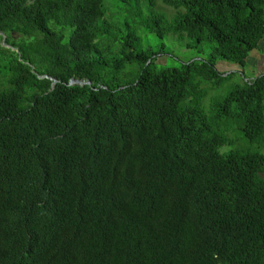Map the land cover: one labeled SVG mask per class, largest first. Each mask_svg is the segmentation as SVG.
<instances>
[{
  "label": "trees",
  "instance_id": "1",
  "mask_svg": "<svg viewBox=\"0 0 264 264\" xmlns=\"http://www.w3.org/2000/svg\"><path fill=\"white\" fill-rule=\"evenodd\" d=\"M261 39L264 0H0V264H264V70L203 104Z\"/></svg>",
  "mask_w": 264,
  "mask_h": 264
},
{
  "label": "rangeland",
  "instance_id": "2",
  "mask_svg": "<svg viewBox=\"0 0 264 264\" xmlns=\"http://www.w3.org/2000/svg\"><path fill=\"white\" fill-rule=\"evenodd\" d=\"M152 40L154 37H151ZM163 42L165 44V51L168 52V54H165L162 56H157L156 60V66L160 67V65H169L171 63H177V62H187L193 59H197L201 56H205L208 53L209 46L206 42H202L200 44H194V42L189 39L186 35H172L168 34L165 37H163ZM259 46V48H258ZM257 48L252 49L249 54L246 57L245 60V66L240 68L237 64L230 63L224 60H217L215 62V66L217 69L224 71L223 74L227 73L228 71H233L232 76L230 77V80H227L223 82L220 86L212 87L206 97L204 98V103L207 104L208 101L211 98H215L218 96H222L230 87H232L235 83H240L243 76L245 78H250L253 76V74H256V71H263L264 69V55H261L258 51H263L264 53V39H261L258 43ZM195 49H198L195 50ZM254 56V58L258 60H254L252 65H250V62H247V59L249 56ZM263 60V61H261ZM260 61V65L263 66L262 68L259 67L255 62ZM256 65V66H254ZM257 67V68H256ZM222 74V75H223ZM234 147L238 148H245L248 147L250 149H257L259 152L264 153V148L259 147L256 145H249L246 141L242 140L241 138L235 139L234 144L232 145ZM228 148V146H226Z\"/></svg>",
  "mask_w": 264,
  "mask_h": 264
},
{
  "label": "water",
  "instance_id": "3",
  "mask_svg": "<svg viewBox=\"0 0 264 264\" xmlns=\"http://www.w3.org/2000/svg\"><path fill=\"white\" fill-rule=\"evenodd\" d=\"M4 39V36L2 35V41ZM43 77H45V75H42ZM56 80H52L50 86H52L55 83ZM68 84H89L88 80H77V79H72L70 78L68 80Z\"/></svg>",
  "mask_w": 264,
  "mask_h": 264
},
{
  "label": "crops",
  "instance_id": "4",
  "mask_svg": "<svg viewBox=\"0 0 264 264\" xmlns=\"http://www.w3.org/2000/svg\"><path fill=\"white\" fill-rule=\"evenodd\" d=\"M258 48H259V46H258ZM258 52H260V54L261 55H264V53H263V51L261 52V51H258ZM254 60H258V59H256V58H254V56H249V58L247 59V62H250V65H252V63L254 62ZM261 61H263V60H261ZM259 67H263V66H261L260 65V61H256L255 62ZM254 66H256V65H254ZM257 68V67H256ZM262 69H264V68H262ZM258 72H260V71H256V73H258Z\"/></svg>",
  "mask_w": 264,
  "mask_h": 264
}]
</instances>
